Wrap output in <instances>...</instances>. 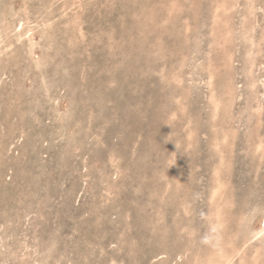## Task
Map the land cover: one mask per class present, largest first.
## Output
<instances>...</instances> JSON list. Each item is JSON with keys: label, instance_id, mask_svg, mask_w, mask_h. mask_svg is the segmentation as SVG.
I'll use <instances>...</instances> for the list:
<instances>
[{"label": "rangeland", "instance_id": "obj_1", "mask_svg": "<svg viewBox=\"0 0 264 264\" xmlns=\"http://www.w3.org/2000/svg\"><path fill=\"white\" fill-rule=\"evenodd\" d=\"M0 264H264V0H0Z\"/></svg>", "mask_w": 264, "mask_h": 264}, {"label": "bare ground", "instance_id": "obj_2", "mask_svg": "<svg viewBox=\"0 0 264 264\" xmlns=\"http://www.w3.org/2000/svg\"><path fill=\"white\" fill-rule=\"evenodd\" d=\"M244 1V0H243ZM95 2V1H94ZM130 2H132V1H130ZM121 7V6H120ZM127 8V7H126ZM145 10V9H144ZM143 10V11H144ZM139 11V10H138ZM170 11V10H169ZM173 12V11H172ZM133 13V12H132ZM142 15V14H141ZM148 17V16H147ZM138 18V17H137ZM147 19V18H146ZM203 19V18H202ZM144 20V19H143ZM120 22V21H119ZM215 23H217V22H215ZM202 24V23H201ZM123 25V24H122ZM37 27V26H36ZM136 28V27H135ZM138 28V27H137ZM140 28V27H139ZM179 30V29H178ZM136 31V30H135ZM170 31V30H169ZM137 32V31H136ZM147 32V31H146ZM124 35V34H123ZM125 36V35H124ZM171 36V35H170ZM236 37V36H235ZM173 38V37H172ZM198 39V38H197ZM123 40V39H122ZM149 41V40H148ZM145 42V41H144ZM123 45V44H122ZM209 48V47H208ZM213 49V48H212ZM210 50V49H209ZM250 53V52H249ZM112 56V55H111ZM149 57V56H148ZM245 57V56H244ZM202 60V59H201ZM205 61V60H204ZM218 61V60H217ZM117 62V61H116ZM167 62V61H166ZM206 65V64H205ZM143 73V72H142ZM139 76V75H138ZM137 77V76H136ZM254 84V83H253ZM252 94V93H251ZM255 99V98H254ZM250 102V101H249ZM213 104V103H212ZM176 111V110H175ZM239 115V114H238ZM251 116V115H250ZM213 117V116H212ZM210 118V117H209ZM210 120V119H209ZM257 124V123H256ZM214 127V126H213ZM253 127V126H252ZM255 129V128H254ZM259 129V128H258ZM181 130V129H180ZM211 131V130H210ZM248 132H249V130H248ZM215 136V135H214ZM261 139V138H260ZM215 140V139H214ZM216 141H217V139H216ZM248 141V140H247ZM252 143V142H251ZM246 144H247V142H246ZM252 145V144H251ZM262 145V144H261ZM246 147V146H245ZM250 149V148H249ZM250 150H252V149H250ZM222 152V151H221ZM252 152V151H251ZM255 153V152H254ZM259 157V156H258ZM260 157H261V155H260ZM259 157V158H260ZM253 161V160H252ZM251 162V161H250ZM222 186V185H221ZM254 186V185H253ZM217 190V189H216ZM211 195V194H210ZM161 196V195H160ZM210 207V206H209ZM212 217V216H211ZM246 229V228H245ZM242 249V248H241ZM244 249V248H243ZM251 250V249H250ZM252 254V253H251ZM259 257V256H258ZM230 261V260H229ZM256 261V260H255Z\"/></svg>", "mask_w": 264, "mask_h": 264}]
</instances>
